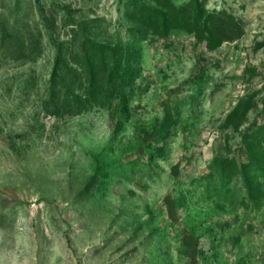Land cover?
Returning a JSON list of instances; mask_svg holds the SVG:
<instances>
[{
  "label": "rangeland",
  "instance_id": "374dc122",
  "mask_svg": "<svg viewBox=\"0 0 264 264\" xmlns=\"http://www.w3.org/2000/svg\"><path fill=\"white\" fill-rule=\"evenodd\" d=\"M260 128L264 0H0V264H264Z\"/></svg>",
  "mask_w": 264,
  "mask_h": 264
},
{
  "label": "trees",
  "instance_id": "16d2710c",
  "mask_svg": "<svg viewBox=\"0 0 264 264\" xmlns=\"http://www.w3.org/2000/svg\"><path fill=\"white\" fill-rule=\"evenodd\" d=\"M139 8L141 9V12H142L144 15H146V16H148V17H150V18H153V17H159V16L162 14L161 10H160L158 7H150V6H147V5L144 4V3H141V4L139 5ZM220 19L223 20L224 18H220ZM165 20H167V19L165 18ZM221 24H222V22L219 23V25H221ZM224 36H228V34H225ZM224 36H223V37H224ZM220 38H221V36H220L218 39H216V40H214L213 42H211L210 45H211L212 47H213L214 45H217V44L219 43V41H220ZM234 111H235V110H233L232 112H230L228 119L231 118V115L234 113ZM259 132H262L261 140H262V142L264 143V128H260V129H259Z\"/></svg>",
  "mask_w": 264,
  "mask_h": 264
}]
</instances>
